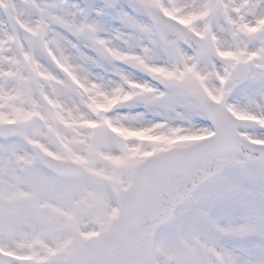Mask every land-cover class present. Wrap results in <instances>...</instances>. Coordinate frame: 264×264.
Segmentation results:
<instances>
[{"label":"snow or ice","instance_id":"snow-or-ice-1","mask_svg":"<svg viewBox=\"0 0 264 264\" xmlns=\"http://www.w3.org/2000/svg\"><path fill=\"white\" fill-rule=\"evenodd\" d=\"M0 264H264V0H0Z\"/></svg>","mask_w":264,"mask_h":264}]
</instances>
